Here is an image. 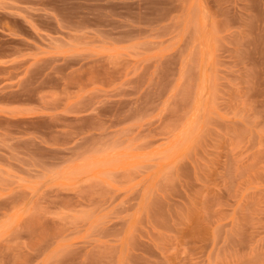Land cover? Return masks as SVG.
<instances>
[{
  "label": "rangeland",
  "instance_id": "rangeland-1",
  "mask_svg": "<svg viewBox=\"0 0 264 264\" xmlns=\"http://www.w3.org/2000/svg\"><path fill=\"white\" fill-rule=\"evenodd\" d=\"M0 264H264V0H0Z\"/></svg>",
  "mask_w": 264,
  "mask_h": 264
}]
</instances>
